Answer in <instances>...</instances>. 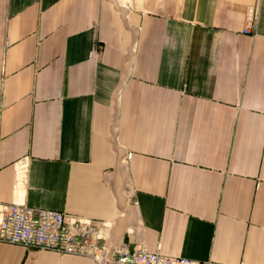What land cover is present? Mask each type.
I'll use <instances>...</instances> for the list:
<instances>
[{
  "label": "crops",
  "instance_id": "0c3cea01",
  "mask_svg": "<svg viewBox=\"0 0 264 264\" xmlns=\"http://www.w3.org/2000/svg\"><path fill=\"white\" fill-rule=\"evenodd\" d=\"M13 202L169 256L264 264V0H0ZM0 264L96 263L0 242Z\"/></svg>",
  "mask_w": 264,
  "mask_h": 264
},
{
  "label": "built area",
  "instance_id": "2783aa9c",
  "mask_svg": "<svg viewBox=\"0 0 264 264\" xmlns=\"http://www.w3.org/2000/svg\"><path fill=\"white\" fill-rule=\"evenodd\" d=\"M246 29L244 32H248ZM133 157L128 153L126 161ZM26 162L20 170L25 171ZM0 207V242L27 250H48L86 257L96 264H224L153 252L142 242H113L107 237L108 223L69 216L63 211L30 207L13 202Z\"/></svg>",
  "mask_w": 264,
  "mask_h": 264
}]
</instances>
